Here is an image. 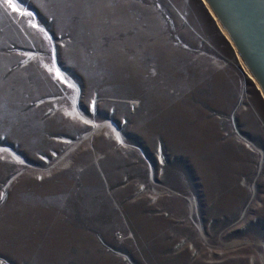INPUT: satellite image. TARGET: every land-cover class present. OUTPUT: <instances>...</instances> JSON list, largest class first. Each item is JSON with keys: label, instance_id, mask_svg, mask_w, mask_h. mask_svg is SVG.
<instances>
[{"label": "rangeland", "instance_id": "374dc122", "mask_svg": "<svg viewBox=\"0 0 264 264\" xmlns=\"http://www.w3.org/2000/svg\"><path fill=\"white\" fill-rule=\"evenodd\" d=\"M204 0H0V264H264V94Z\"/></svg>", "mask_w": 264, "mask_h": 264}, {"label": "water", "instance_id": "95a60500", "mask_svg": "<svg viewBox=\"0 0 264 264\" xmlns=\"http://www.w3.org/2000/svg\"><path fill=\"white\" fill-rule=\"evenodd\" d=\"M264 94V0H204Z\"/></svg>", "mask_w": 264, "mask_h": 264}, {"label": "bare ground", "instance_id": "6f19581e", "mask_svg": "<svg viewBox=\"0 0 264 264\" xmlns=\"http://www.w3.org/2000/svg\"><path fill=\"white\" fill-rule=\"evenodd\" d=\"M206 2V1H205ZM212 12V11H211ZM226 30V29H225Z\"/></svg>", "mask_w": 264, "mask_h": 264}]
</instances>
